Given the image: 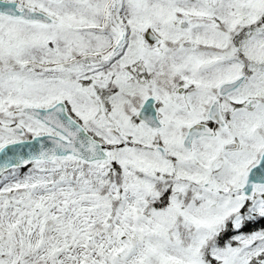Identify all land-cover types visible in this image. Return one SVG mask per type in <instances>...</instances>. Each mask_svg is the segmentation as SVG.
Segmentation results:
<instances>
[{
	"label": "snow or ice",
	"instance_id": "6c2138e0",
	"mask_svg": "<svg viewBox=\"0 0 264 264\" xmlns=\"http://www.w3.org/2000/svg\"><path fill=\"white\" fill-rule=\"evenodd\" d=\"M0 264H264V0H0Z\"/></svg>",
	"mask_w": 264,
	"mask_h": 264
}]
</instances>
